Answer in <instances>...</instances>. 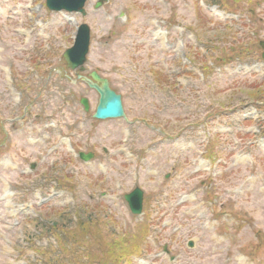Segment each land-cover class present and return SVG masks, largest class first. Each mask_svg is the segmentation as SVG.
Segmentation results:
<instances>
[{
  "label": "rangeland",
  "instance_id": "374dc122",
  "mask_svg": "<svg viewBox=\"0 0 264 264\" xmlns=\"http://www.w3.org/2000/svg\"><path fill=\"white\" fill-rule=\"evenodd\" d=\"M44 2L0 0V264H75L83 248L92 264H124L107 251L134 242L140 225L147 235L131 264H264V111L240 106L254 100L244 87L264 81L252 46L264 41V0H107L98 9L87 0L84 17ZM80 24L90 30L84 74L107 76L126 115L90 131L77 101L87 98L91 113L97 97L66 82L62 60ZM158 69L166 84L153 82ZM74 122L79 150L98 141L108 156L97 147L94 160L74 158ZM208 141L214 165L203 157ZM135 187L148 205L137 217L123 200ZM74 211L98 245L92 236L73 244ZM62 214L71 234L56 240L48 230Z\"/></svg>",
  "mask_w": 264,
  "mask_h": 264
},
{
  "label": "water",
  "instance_id": "95a60500",
  "mask_svg": "<svg viewBox=\"0 0 264 264\" xmlns=\"http://www.w3.org/2000/svg\"><path fill=\"white\" fill-rule=\"evenodd\" d=\"M84 3L85 0H46L45 6L49 11L77 12L84 15ZM88 44L89 30L85 25H82L77 30L72 48L67 50L63 55L68 68L71 70H75L77 68L82 70V65L85 62V56L88 50ZM259 46L263 50L261 58L264 61V43H259ZM92 77L94 80L101 83V87H97L95 85H91L90 82L86 80L89 86L95 88L99 94V103L96 108L94 118L114 119L123 117L120 97L109 90L106 81L100 80L95 74H92ZM82 103L85 108H87L85 101H82ZM81 158L85 161L88 159V157L83 156H81ZM124 200L128 203L132 214H140L142 203V192L140 190L135 189L129 195L124 196ZM189 246H191V244H189Z\"/></svg>",
  "mask_w": 264,
  "mask_h": 264
},
{
  "label": "trees",
  "instance_id": "16d2710c",
  "mask_svg": "<svg viewBox=\"0 0 264 264\" xmlns=\"http://www.w3.org/2000/svg\"><path fill=\"white\" fill-rule=\"evenodd\" d=\"M254 47H256V45H254ZM224 61H225V59H223V60L216 59V60L213 61V63L215 65H221L222 62H224ZM204 69H206V67H204ZM244 88L250 91V95L255 100H259V99H257L256 95L260 94L262 92V89H264L263 87H260L258 85H257V87H256V85H250V86L247 85ZM260 88H262V89H260ZM64 217H65V215H61L60 218L62 219ZM85 223H86L87 226H89V224H90V222L87 221V220L85 221ZM85 223L81 224V226L78 225L79 230H80V238H73V240H74L73 244L75 246H79L80 244L83 245V244L87 243L90 240V236H92V238H94V241H92L91 244L95 243L94 245H98V242H100V240H101L99 234L95 235L91 230H90L91 231L90 232L88 229H85V227H84ZM65 224H66L65 220L62 219L60 223L52 224L51 227L55 230V232H59V231L62 230L63 232H61V233L63 234V236L65 234H71L69 230L60 227V225H65ZM142 238H143V234H141V238L140 239H142ZM91 244H90V246H91ZM136 244H137V241L134 242V245L130 244V243L126 244L123 241H121V243L118 242L115 246L112 247V248H114L113 252H112V249H108L107 254L108 255H112L114 257V260L117 259V258H118V260L120 258L127 259L132 254L133 249H134L133 253H135V251H136V246L135 245ZM89 250H90L89 248H85L84 251H83L84 254L89 253ZM86 258L88 259V256H86ZM91 261L92 260L89 259V263H91Z\"/></svg>",
  "mask_w": 264,
  "mask_h": 264
},
{
  "label": "flooded vegetation",
  "instance_id": "af4514ba",
  "mask_svg": "<svg viewBox=\"0 0 264 264\" xmlns=\"http://www.w3.org/2000/svg\"><path fill=\"white\" fill-rule=\"evenodd\" d=\"M78 103H79V101H78ZM87 116H88L87 114H84L83 115L84 118H86ZM79 119H80V116H75V120L74 121H77ZM89 119H90L91 123H90V127H89V130L88 131H90V130H96L98 124H105L106 122H109V121H99V122L98 121H94L91 116H89ZM68 130H72V131H74L77 134L76 135V139L77 140L75 139L74 140V143H76V141L79 142L80 139H81V137H80L79 134H82L81 133V126H80V124L78 125L77 122H74V124ZM95 136L97 138L98 135L95 134ZM87 146L94 147L95 149H97L98 141L93 142V144L90 141L89 142L87 141ZM101 151L104 154L106 153V151L104 149H102ZM86 153H93V156H95V153H94L93 150L86 151Z\"/></svg>",
  "mask_w": 264,
  "mask_h": 264
},
{
  "label": "bare ground",
  "instance_id": "6f19581e",
  "mask_svg": "<svg viewBox=\"0 0 264 264\" xmlns=\"http://www.w3.org/2000/svg\"><path fill=\"white\" fill-rule=\"evenodd\" d=\"M65 18V17H64ZM65 20H67V18H65Z\"/></svg>",
  "mask_w": 264,
  "mask_h": 264
}]
</instances>
